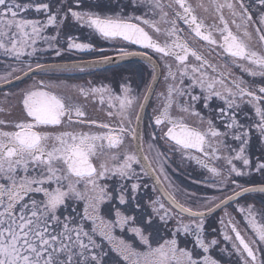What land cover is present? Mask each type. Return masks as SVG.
I'll return each mask as SVG.
<instances>
[{"label":"snow or ice","instance_id":"1","mask_svg":"<svg viewBox=\"0 0 264 264\" xmlns=\"http://www.w3.org/2000/svg\"><path fill=\"white\" fill-rule=\"evenodd\" d=\"M0 264H264V0H0Z\"/></svg>","mask_w":264,"mask_h":264},{"label":"flooded vegetation","instance_id":"2","mask_svg":"<svg viewBox=\"0 0 264 264\" xmlns=\"http://www.w3.org/2000/svg\"><path fill=\"white\" fill-rule=\"evenodd\" d=\"M193 4L196 3V0H190ZM107 47V45H105ZM49 75L52 76H60L61 78L68 79L70 83H82L86 79H89L91 77H88L82 73H71V72H66V73H50ZM155 104V100L150 103L147 111L148 113H151L152 107ZM175 167V165L173 166ZM195 168V165L192 167L186 168L181 172L180 170L173 171L171 168L169 169V175L173 183L180 189L187 188L188 190H192L194 187H196L193 183L192 180L196 178L199 175V170H193ZM219 215V213L217 214Z\"/></svg>","mask_w":264,"mask_h":264}]
</instances>
